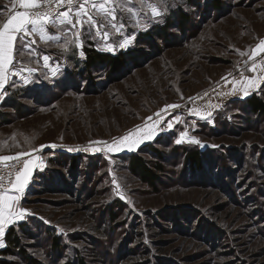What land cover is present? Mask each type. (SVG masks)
Returning <instances> with one entry per match:
<instances>
[{
    "label": "rangeland",
    "instance_id": "1",
    "mask_svg": "<svg viewBox=\"0 0 264 264\" xmlns=\"http://www.w3.org/2000/svg\"><path fill=\"white\" fill-rule=\"evenodd\" d=\"M147 2L160 15L137 3L135 15L117 12L120 32L101 29L107 36L93 28L76 40L64 29L55 42L16 41L0 156L33 162L19 198L33 228L21 234L28 257H0L6 264H264V119L238 101L264 84L250 76L264 0ZM0 8L2 24L12 0ZM167 17L166 33L139 39ZM87 44L138 51L117 71L78 68ZM175 144L205 150V168ZM132 153L164 167L155 187L133 173Z\"/></svg>",
    "mask_w": 264,
    "mask_h": 264
},
{
    "label": "snow or ice",
    "instance_id": "2",
    "mask_svg": "<svg viewBox=\"0 0 264 264\" xmlns=\"http://www.w3.org/2000/svg\"><path fill=\"white\" fill-rule=\"evenodd\" d=\"M12 3V14L9 15L6 22L0 24V89L4 87L9 65H13L14 42L17 40L21 42L27 40L29 44H33L37 42L36 37L38 36L40 41L55 42L58 40L56 33L62 32L64 29L71 32L76 40L79 39L82 30L88 31L94 28L97 33L103 36H107L108 33L107 31L101 32V29L108 27L120 32L125 25L118 18L117 12L126 11L130 15H135L138 11L135 7L137 3L141 6L147 4L153 15H160L156 5L148 3L147 0H12ZM159 3L165 4L166 0H159ZM130 4L132 6H128ZM17 5L22 10H16ZM133 39L134 37L129 36L119 44V47H126ZM64 41L65 44L68 43V38L64 37ZM25 46L23 43L21 44V47ZM77 46L81 45L77 44ZM257 51L264 52V42L258 45ZM241 54L243 55V53ZM42 59L47 64L49 56L45 55ZM28 71L33 70L28 69ZM168 107L175 108L177 106L170 105ZM122 140H129V136L123 137ZM179 142L178 140L177 143ZM20 155L25 154L21 153ZM13 160L22 164V168L15 174L12 183L13 194H9L0 183V236L4 235L5 223H14L16 220L23 219L24 214L28 211L23 208L16 211V205L27 184L33 162L32 160L20 161L18 157L10 155L0 156V162ZM2 166L0 165V167ZM15 166L13 165V167ZM2 180L3 177L0 176V181ZM60 231L63 232V229ZM3 246L0 243V247Z\"/></svg>",
    "mask_w": 264,
    "mask_h": 264
},
{
    "label": "trees",
    "instance_id": "3",
    "mask_svg": "<svg viewBox=\"0 0 264 264\" xmlns=\"http://www.w3.org/2000/svg\"><path fill=\"white\" fill-rule=\"evenodd\" d=\"M216 0H208L207 5H214ZM2 9V8H0ZM173 15V13H172ZM174 15L176 17H180L181 15V21H185L186 18L183 14H181L180 11H175ZM170 17L164 18V21H161L158 24H155L150 30L144 31L140 35V40H144L148 37H151V34L157 35L159 32H165L170 28ZM152 31V33H151ZM138 47H133L128 50H122L117 53H110L105 52L102 50H99L94 47L92 44H87L83 47V55L81 57L76 58V65L77 67L81 68V66H85L87 69L104 65L105 67H109L111 70L117 71L122 69L130 57H133L135 53H137ZM75 59V58H74ZM81 71V70H80ZM264 88V84L262 86V89ZM262 89L259 91L253 92L251 95L239 99L238 101L243 104L242 109H249L252 114H254L257 117L264 119V99L262 98L260 93L262 92ZM16 98V97H15ZM7 100L4 101L6 104ZM237 101V100H236ZM234 101V102H236ZM3 103V104H4ZM10 107L17 108L19 105L17 103H11L9 104ZM0 117L3 119V114H0ZM149 149V148H148ZM195 147H191L188 145H182V144H175L174 150L175 151H185L186 152V158L189 160V164L195 168H202L203 167V154H205V150H202L200 148H197V150H194ZM149 151L153 154H156L160 159H162V156L157 152V149H149ZM129 161H130V167L133 173H135L139 178H141L144 183L148 184L150 187H155L156 181L158 179V173H161V171L164 170V167L161 164L156 163L154 166L153 164L148 161L146 158H144L140 153H132L129 155ZM201 169V170H202ZM114 214V213H112ZM33 226L28 223V220H25L23 222H20L18 224H15L11 226L8 229V232L5 237L6 241V248L0 249V257H6L11 256L14 254L21 255L24 257L25 255L28 257L26 252H23L22 249V238L21 234H29L32 231ZM47 231H49L47 229ZM46 231V233H47ZM32 233V232H31ZM52 234V232H49ZM54 237L52 240V247L53 245L55 248L60 247L59 238L57 236ZM54 241V242H53ZM31 260V259H30ZM26 261V260H25ZM32 263V260L30 261ZM0 264H6V262L2 259H0ZM33 264V263H32Z\"/></svg>",
    "mask_w": 264,
    "mask_h": 264
},
{
    "label": "crops",
    "instance_id": "4",
    "mask_svg": "<svg viewBox=\"0 0 264 264\" xmlns=\"http://www.w3.org/2000/svg\"><path fill=\"white\" fill-rule=\"evenodd\" d=\"M17 8H18V10H22V9H19L18 5H17ZM15 46H16V42H14V61H13V65H9V69L6 72V77L7 78H6L4 87L2 89H0V103H2L3 100H4L3 99L4 96H5L4 92L6 90V87L8 85V82H9L11 76H13L16 73V69L14 68V62H15V57H16V55H15V53H16ZM260 55H261V57L259 56L260 57V62H258L253 67L255 69L254 71L252 70L253 68L251 69L252 74L250 75L253 78L252 81L254 82V84H256V85H254L255 87H258L260 84H262L264 82V52H261ZM256 89L257 88H254L251 93L255 92ZM247 96H249V95H247ZM247 96H245V97H247ZM8 193L9 194H13L12 188L10 190H8ZM20 208L21 207L19 206V201H18V204L16 205V211H19ZM25 216H26V214H24V218L23 219L16 220L14 223H5V225H4V235L0 236V243H2L4 246L0 247V249L6 248L5 237H6V234L8 232V229L11 226L15 225V224H18L20 222L25 221L26 220Z\"/></svg>",
    "mask_w": 264,
    "mask_h": 264
},
{
    "label": "built area",
    "instance_id": "5",
    "mask_svg": "<svg viewBox=\"0 0 264 264\" xmlns=\"http://www.w3.org/2000/svg\"><path fill=\"white\" fill-rule=\"evenodd\" d=\"M20 161H27V156H20L18 157ZM0 165H3L0 167V176L3 177V180L0 181V183L3 184V188L5 190H10L12 188V183L15 179L16 172L22 168V164H18L16 160L13 161H3L0 162ZM13 165H16L13 167Z\"/></svg>",
    "mask_w": 264,
    "mask_h": 264
}]
</instances>
